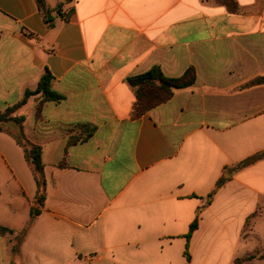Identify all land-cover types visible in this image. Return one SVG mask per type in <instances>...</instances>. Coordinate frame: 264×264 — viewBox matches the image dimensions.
I'll list each match as a JSON object with an SVG mask.
<instances>
[{"label":"crops","instance_id":"crops-1","mask_svg":"<svg viewBox=\"0 0 264 264\" xmlns=\"http://www.w3.org/2000/svg\"><path fill=\"white\" fill-rule=\"evenodd\" d=\"M234 2L0 0V109L47 68L64 96L32 95L14 113L43 148L46 200L17 250L0 229V264H236L264 254V158L237 167L264 150V83L246 86L264 76V0ZM154 65L169 77L194 68L196 80L135 117L127 78ZM81 125L93 135L70 145ZM7 129L0 227L20 231L38 185L18 127Z\"/></svg>","mask_w":264,"mask_h":264},{"label":"trees","instance_id":"trees-1","mask_svg":"<svg viewBox=\"0 0 264 264\" xmlns=\"http://www.w3.org/2000/svg\"><path fill=\"white\" fill-rule=\"evenodd\" d=\"M227 2L230 4V1L234 3V5H230L231 9L237 10L238 7L234 0H220ZM49 21V19H48ZM52 79L53 76L49 69L47 68L43 75L40 78L38 86L35 90H26L24 97L18 103L10 106L4 110L0 109V131H7L8 124L13 122L18 127V142L24 147L27 161L30 163L32 170L34 172V176L38 185V192L36 195V199L34 201V205L30 210V221L27 226L20 230H10L6 227H0L2 232H11L15 234V238L17 241V246L14 247L17 250L19 243L22 242L26 234L28 233L31 225L33 224L36 217L41 213L44 203L46 200V179L44 175V164L42 161V146L31 142L25 135L23 129V123L25 121L24 115H14L15 111L26 104L28 99L32 95L42 94V101H57L60 102L64 99V96L55 92L52 89ZM196 80L195 70L194 68H189L183 75L177 77H169L164 74L160 65H154L152 68L147 70L144 73L133 75L127 78L129 84L135 89L137 100L133 106V115L135 117H140L149 111L151 108L164 103L172 98L175 90L186 88L191 86ZM264 83V76L256 77L252 79L250 82L246 84V86L258 85ZM40 104V106H41ZM41 107H38V114ZM81 132L75 135H72L69 139V144H75L79 141H86L89 137H91L95 131V127L89 125H81ZM264 158V150L257 152L256 154L248 157L240 164L239 167H244L250 165L259 159ZM222 182H220L221 185ZM213 195L210 194V197ZM198 227V217L192 222L190 225V231L187 234V239L189 240L192 232ZM186 256L190 260V254L186 251ZM249 257V256H248ZM245 258H236V264H240L241 262L248 259Z\"/></svg>","mask_w":264,"mask_h":264},{"label":"rangeland","instance_id":"rangeland-1","mask_svg":"<svg viewBox=\"0 0 264 264\" xmlns=\"http://www.w3.org/2000/svg\"><path fill=\"white\" fill-rule=\"evenodd\" d=\"M261 223H263V222H261ZM261 229H264V227H262ZM245 257H248V259L241 262L240 264H264V254L261 256H258V253H251L247 256H244L243 258H245ZM258 260H260V261H258Z\"/></svg>","mask_w":264,"mask_h":264}]
</instances>
